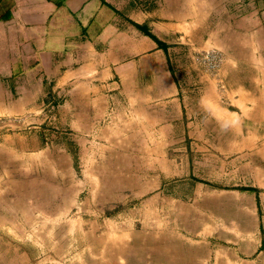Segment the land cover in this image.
<instances>
[{
  "label": "rangeland",
  "instance_id": "rangeland-1",
  "mask_svg": "<svg viewBox=\"0 0 264 264\" xmlns=\"http://www.w3.org/2000/svg\"><path fill=\"white\" fill-rule=\"evenodd\" d=\"M230 1L222 22L241 37L208 51L218 55L215 67L207 52L199 62L220 93L232 92V103L220 98L235 119L209 121L196 144L134 127L132 140L120 136L111 151L99 138L74 139L78 127L53 116L42 124L0 118V264L250 263L264 206L237 189L264 190V0ZM234 52L244 62L236 60L225 79L221 63ZM191 160L198 196L162 193L160 183L189 177Z\"/></svg>",
  "mask_w": 264,
  "mask_h": 264
},
{
  "label": "crops",
  "instance_id": "crops-1",
  "mask_svg": "<svg viewBox=\"0 0 264 264\" xmlns=\"http://www.w3.org/2000/svg\"><path fill=\"white\" fill-rule=\"evenodd\" d=\"M226 6L230 0H0V118L42 124L53 116L62 126L78 127L74 139L99 138L111 151L120 136L132 140L134 127L196 144L209 121L229 125L235 119L220 98L232 103V92L220 93L199 62L202 53L241 37L222 22ZM237 52L221 63L225 79L237 61L253 56L237 60ZM187 166L189 177L160 183L162 193L180 200L198 196V167L192 160ZM241 187L254 188L237 190L251 194L261 211L262 187ZM263 222L251 233L258 244L246 253L254 255L249 264H264Z\"/></svg>",
  "mask_w": 264,
  "mask_h": 264
},
{
  "label": "built area",
  "instance_id": "built-area-1",
  "mask_svg": "<svg viewBox=\"0 0 264 264\" xmlns=\"http://www.w3.org/2000/svg\"><path fill=\"white\" fill-rule=\"evenodd\" d=\"M204 59H206L207 62H210V63L212 62L211 64L210 63L208 64H210L212 67H215L219 58H218V55H215V53L207 52L206 55L204 56Z\"/></svg>",
  "mask_w": 264,
  "mask_h": 264
},
{
  "label": "trees",
  "instance_id": "trees-1",
  "mask_svg": "<svg viewBox=\"0 0 264 264\" xmlns=\"http://www.w3.org/2000/svg\"><path fill=\"white\" fill-rule=\"evenodd\" d=\"M241 190H254V188H248V187H239Z\"/></svg>",
  "mask_w": 264,
  "mask_h": 264
}]
</instances>
